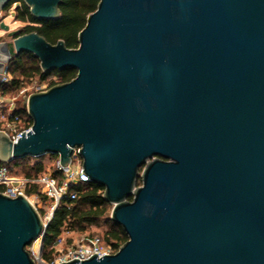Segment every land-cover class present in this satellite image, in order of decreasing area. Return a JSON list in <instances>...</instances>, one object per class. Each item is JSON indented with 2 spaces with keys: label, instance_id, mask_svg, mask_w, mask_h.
I'll list each match as a JSON object with an SVG mask.
<instances>
[{
  "label": "water",
  "instance_id": "1",
  "mask_svg": "<svg viewBox=\"0 0 264 264\" xmlns=\"http://www.w3.org/2000/svg\"><path fill=\"white\" fill-rule=\"evenodd\" d=\"M23 1L59 15L61 0ZM0 29V74L20 52L76 70L27 95L31 130L0 131V162L63 166L78 148L127 235L58 264H264V0H98L76 48ZM45 227L25 195L0 192V264H36L27 246Z\"/></svg>",
  "mask_w": 264,
  "mask_h": 264
},
{
  "label": "trees",
  "instance_id": "2",
  "mask_svg": "<svg viewBox=\"0 0 264 264\" xmlns=\"http://www.w3.org/2000/svg\"><path fill=\"white\" fill-rule=\"evenodd\" d=\"M97 3L98 0H61L59 15L54 19L33 17L23 0H9L2 11L9 10L14 6L16 20L23 23L17 34L35 31L52 44L61 39L66 47L76 48L78 32L84 27L87 15L96 9ZM8 70L11 75V88L16 89L32 79L44 81L51 78L50 87L54 84L67 82L76 74V70L72 68L43 71L39 67L38 58L30 52H20L14 55L8 62ZM18 112L27 114L25 104L20 106ZM28 121L31 123L29 116ZM49 155L51 158L56 157L53 154ZM41 156H25L9 162H0V164H7L18 174L36 176L42 171L43 163L41 160L35 162H30V160ZM138 181L140 184L141 180L138 179ZM37 187V184H31L27 189V194L35 191ZM73 189L77 191V197L74 200H61L54 210L52 218L47 222L41 238V256L43 258L50 257L52 243L64 231L86 233L89 226L106 225L107 229L103 238L107 242L120 246L127 240V235L121 226L110 219L111 204L103 198L104 188L102 186L94 182H87L75 185ZM131 199L132 197L129 196L128 200Z\"/></svg>",
  "mask_w": 264,
  "mask_h": 264
},
{
  "label": "built area",
  "instance_id": "3",
  "mask_svg": "<svg viewBox=\"0 0 264 264\" xmlns=\"http://www.w3.org/2000/svg\"><path fill=\"white\" fill-rule=\"evenodd\" d=\"M1 38L2 36L0 40ZM50 80L51 78L44 81L32 79L28 87L21 86L17 88L15 94H7L6 88H11V75L8 63L4 64L0 74V131L4 132L12 142H16L22 136V131L26 134L31 130L28 114H21L18 109L22 104H26L29 93L47 89ZM52 160L48 168L36 176L18 174L7 164H0V192L11 197L17 194L25 195L38 210L44 225H47L52 218L61 200H74L77 197V191L73 189V186L90 182L88 176L82 172V158L78 148L72 149L66 165L60 164L57 155ZM31 184H37L38 187L27 194ZM118 248L119 246L107 242L101 234L67 235L63 232L52 243L49 258L41 256V244L36 248V253L32 250L29 252L36 264H58L74 257L81 261L90 258L93 254H97L96 257L100 258L103 254L116 252Z\"/></svg>",
  "mask_w": 264,
  "mask_h": 264
},
{
  "label": "rangeland",
  "instance_id": "4",
  "mask_svg": "<svg viewBox=\"0 0 264 264\" xmlns=\"http://www.w3.org/2000/svg\"><path fill=\"white\" fill-rule=\"evenodd\" d=\"M1 21H4L5 24H8L10 30H13V29H18L19 30L23 26V23L22 22L16 20L14 6H12L9 10H4V11H1L0 12V22ZM0 36H2L3 38H5L7 40H10L8 37H6L4 31L1 30V29H0ZM29 83L30 82H26V83H24L23 86L28 87ZM6 89H7L6 90V93L7 94H15L16 93V90H17L16 88H6ZM52 159L53 158H51V156L49 154H44L40 158H32L30 160V162H35L37 160H41L42 163H43V169H42L41 172H43L52 163V161H53ZM138 179H140V178H138ZM138 179H137L136 185H139ZM39 200H40V198H39ZM111 207H112V205H111ZM110 211H111V208H110ZM110 211H109V216H110ZM106 229H107V226L106 225L89 226V227H87V229H86L85 232L86 233L101 234V235H103L104 232L106 231ZM64 233L67 234V235L68 234L69 235H75V234H77L75 232H70V231H64ZM40 244H41V239L39 237L36 240H34L29 245V247L27 249L28 250H32L34 253H36L35 250H36V248L38 246H40Z\"/></svg>",
  "mask_w": 264,
  "mask_h": 264
},
{
  "label": "flooded vegetation",
  "instance_id": "5",
  "mask_svg": "<svg viewBox=\"0 0 264 264\" xmlns=\"http://www.w3.org/2000/svg\"><path fill=\"white\" fill-rule=\"evenodd\" d=\"M10 39V38H9Z\"/></svg>",
  "mask_w": 264,
  "mask_h": 264
}]
</instances>
